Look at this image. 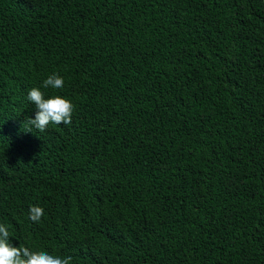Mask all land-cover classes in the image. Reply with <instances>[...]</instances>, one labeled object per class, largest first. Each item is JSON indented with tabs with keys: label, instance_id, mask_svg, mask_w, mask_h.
Returning a JSON list of instances; mask_svg holds the SVG:
<instances>
[{
	"label": "trees",
	"instance_id": "1",
	"mask_svg": "<svg viewBox=\"0 0 264 264\" xmlns=\"http://www.w3.org/2000/svg\"><path fill=\"white\" fill-rule=\"evenodd\" d=\"M54 72L72 122L27 131ZM0 223L72 264H264V0H0Z\"/></svg>",
	"mask_w": 264,
	"mask_h": 264
},
{
	"label": "clouds",
	"instance_id": "2",
	"mask_svg": "<svg viewBox=\"0 0 264 264\" xmlns=\"http://www.w3.org/2000/svg\"><path fill=\"white\" fill-rule=\"evenodd\" d=\"M64 78L58 73L50 74L42 82V87H31L27 92V100L34 106L35 117H27L23 127L27 131L33 129L44 132L50 124H71L75 106L71 100L62 95L45 96L43 89H63ZM27 126V127H25ZM44 216V209L38 205L29 208V219L39 222ZM11 240L9 227L0 223V264H72L71 256L50 254L46 250H33L19 244L15 246Z\"/></svg>",
	"mask_w": 264,
	"mask_h": 264
}]
</instances>
